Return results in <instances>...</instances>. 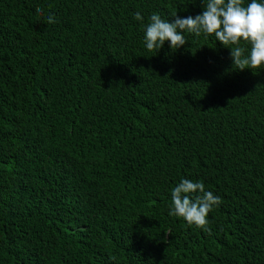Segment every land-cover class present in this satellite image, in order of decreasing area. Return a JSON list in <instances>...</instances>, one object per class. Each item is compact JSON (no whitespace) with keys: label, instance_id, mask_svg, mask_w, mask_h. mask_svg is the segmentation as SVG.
Masks as SVG:
<instances>
[{"label":"trees","instance_id":"16d2710c","mask_svg":"<svg viewBox=\"0 0 264 264\" xmlns=\"http://www.w3.org/2000/svg\"><path fill=\"white\" fill-rule=\"evenodd\" d=\"M203 10L0 0V264H264V68L144 43L153 13ZM183 179L222 200L210 234L169 215Z\"/></svg>","mask_w":264,"mask_h":264},{"label":"clouds","instance_id":"9594fccd","mask_svg":"<svg viewBox=\"0 0 264 264\" xmlns=\"http://www.w3.org/2000/svg\"><path fill=\"white\" fill-rule=\"evenodd\" d=\"M204 10L195 17L174 16V22L162 19L153 13L145 29L144 43L147 50L158 51L165 42L177 50L188 41L185 33L207 39L214 36L225 48L231 50L234 68L258 70L264 68V0H251L245 6L244 0H202ZM43 15V9L37 8ZM135 19L143 20L139 12ZM49 24L56 18L49 14ZM247 45L248 47H244ZM170 216L183 219L189 226H195L211 233L208 215L222 200L211 191H206L202 181L183 179L172 191ZM114 259V257H112Z\"/></svg>","mask_w":264,"mask_h":264}]
</instances>
